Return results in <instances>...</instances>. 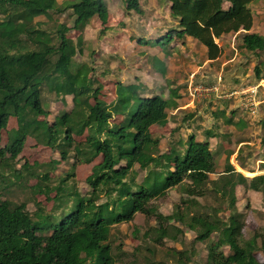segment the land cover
<instances>
[{
    "label": "trees",
    "instance_id": "trees-1",
    "mask_svg": "<svg viewBox=\"0 0 264 264\" xmlns=\"http://www.w3.org/2000/svg\"><path fill=\"white\" fill-rule=\"evenodd\" d=\"M124 1L128 10L143 13L140 0ZM168 1L177 27L157 39L159 45L192 36L207 47L209 59H216L222 53L217 39L244 30L243 47L252 52L264 51V35L252 30L254 14L250 4L257 0ZM67 9H73L70 26L59 22L49 32L35 21L39 15L48 17L50 11ZM0 13V138L11 116L18 122L9 133L6 146L0 148V164L7 158L15 160L29 136L58 148L62 159L68 158L71 147L82 162L102 157L88 177L90 194L72 193L73 204L63 215L38 207L33 216L25 202L14 203L0 197V264H115L109 241L112 227L133 220L137 213L155 215L158 244L165 238L178 240L184 233L173 220L194 230L195 241H206L218 232L206 264H264L256 255L257 251L264 255V229L243 240L244 215L236 206V187L248 185L261 190L264 174L245 176L228 159L224 173L213 181L231 209L226 219L209 213L188 214L179 207L171 214H163L152 205L153 199L186 179L190 181V195L202 194L215 169L214 154L209 141L197 140L194 134L186 140H176L169 151H161L160 139L151 134L150 128L167 121V99L160 95L142 96L139 85L119 82L115 102L107 103L99 96L102 85L95 87L90 76L92 65L77 64L73 69L76 55L83 50V39L79 35L75 41L69 32L82 31L95 15L106 23V0H75L62 5L57 0H0ZM28 43L36 48L29 49ZM254 71L261 79L258 65ZM44 85L58 96L71 95L73 101V108L56 115L51 123L39 118L50 113L42 101ZM115 115L123 116V120L112 123ZM85 131L83 142H76L75 136H82ZM59 161L50 163L55 166ZM30 168L27 161L22 165V171ZM144 169L146 175L138 181L137 175ZM48 177L49 173H43L39 181ZM41 186V182L37 183L40 191ZM53 189L57 206H62L69 193L61 184ZM45 192L49 198L51 190ZM221 246H227L230 253L219 250ZM175 255L178 264H188L191 259L186 250H177Z\"/></svg>",
    "mask_w": 264,
    "mask_h": 264
},
{
    "label": "rangeland",
    "instance_id": "rangeland-1",
    "mask_svg": "<svg viewBox=\"0 0 264 264\" xmlns=\"http://www.w3.org/2000/svg\"><path fill=\"white\" fill-rule=\"evenodd\" d=\"M140 3L144 12L138 14L134 10H129L132 13L128 15L129 19L124 23L121 22L123 17H119L121 12H117L116 8L119 6L121 8L120 11L122 9L125 10V7L123 8L125 1L110 0L112 15L113 18L115 17L112 23L116 25L121 22L118 26L113 27V31L110 32L112 36L110 40L115 47L128 42L130 35L134 38L137 32L148 29L151 34L158 36L164 32L165 28L170 30L177 27V20L171 15L169 16L170 9L167 0H140ZM250 7L256 19L255 30L253 31L264 35V0L252 2ZM70 12L71 10L65 12L51 11L48 17H37V25L49 32H53L59 22L67 23L70 26L73 24ZM1 17L2 14L0 13ZM163 17L164 19H162ZM133 23L134 26L129 31L125 30L126 24L131 25ZM78 33L77 30H73L69 32V36L76 39ZM107 42L109 44V41ZM217 42L218 44L222 43L223 52L226 51V54L217 59V61L207 65H205V55H202L199 51V44L195 46L194 55L190 54V49L194 45L191 42V48L187 49L190 56L184 55L185 52L179 54L182 57L179 60H183L184 64H179V61H176L177 69L175 67L174 74L176 76L174 75V82L177 84V81H182L179 86L187 88L189 86L188 82H186L188 76L198 70V66H203L196 73V76L200 78L196 81V84L210 87L217 83L220 92L224 90L232 95L227 99L228 101L225 102V105L230 112L233 111L237 116L243 117L248 122L247 128L239 132L235 137L236 139L237 137H244L250 143H243L238 148L237 144L233 142L234 137L230 133L224 129L216 131L217 133L213 136L216 139H214L212 145L215 169L210 173V181L203 186L202 194L190 195L187 191L190 181L186 179L184 183L169 188L165 195L152 200V205L163 214H171L179 207L180 211L182 210V212H187L188 214L209 213L226 219L231 209L225 198L214 187L213 181L220 178V175L224 173L228 161L227 156L235 170L245 176H250L251 178L254 175L264 174V51L252 52L246 50L242 44L241 34H226L217 39ZM153 43V45H157L161 49H166L168 45H159L157 39ZM229 44H232L234 48L230 46L229 49ZM28 48L35 49L36 46L33 43H28ZM82 48L81 53H78L75 57L76 64L73 65V69L76 68L77 64H91L93 70L90 76L96 82L95 87L98 84L102 85L99 96L107 103L114 101L117 82H123L125 74H128L126 64L123 62L116 63L114 57L109 62L105 61L100 55L101 46L84 45ZM232 57H235L233 62L223 64L225 59ZM256 65L261 69L263 77L261 80L256 77L254 71ZM212 67H215L212 72L220 73L218 74L217 82L212 74L207 73ZM256 86L258 87L256 88ZM227 87L230 89H226ZM254 89L255 92L253 93L252 90ZM162 91V88L160 90L154 85L149 89L145 87L140 92L142 94H153ZM42 100L45 108L50 113L46 117L40 116L39 118L46 119L50 123L53 122L56 115L69 111L72 106L71 95L58 96L50 91L47 85L42 88ZM218 100L217 98V102L220 103L221 101ZM215 104L217 103H211V110V106ZM249 106L256 107L254 114L251 113ZM112 120V123H120L123 120V116L115 115ZM17 126L16 117L11 116L7 128L1 131L0 148L6 146L9 133ZM168 126L169 124L163 127L164 129L159 128L157 125L151 127V132L154 136L162 137L159 146L161 151H166L169 147V140L165 138V132L167 131L168 133L169 131ZM187 133L188 130L185 127L181 128L179 132L177 130L174 132L171 139L186 138ZM85 136L86 134L75 136L76 142H83ZM101 158V156H98L91 162H82L78 160L74 149L71 147L68 158L62 159L58 148L47 146L34 137L29 136L22 152L15 160L7 158L0 164V197L14 203L25 202L27 209L33 216H35L38 207L44 208L46 212H54L56 216L63 215L73 204L74 196L71 195L72 193L75 194L76 192L84 196L90 194L92 188L88 183V177L92 174L93 167L101 161ZM52 160L60 161L54 166L50 163ZM26 161L32 166V169L30 168L29 170L33 171V174H30L28 169L22 171V165ZM43 173H49V177L39 181V177ZM69 174H72V176L68 177L63 183L62 180ZM145 175L146 170H140L137 180L142 181ZM39 182L42 184V191L37 189V183ZM59 184L65 188L69 195L64 196L62 206L58 207V201L55 200L56 191L53 188ZM46 189L51 190L48 195L49 198L45 192ZM236 196L237 210L243 213L245 221L243 240H247L255 232L264 229V186L261 190H253L248 185H238L236 187ZM100 201H105L104 193L101 194ZM171 222L178 228L183 229L184 233L179 235L178 240L165 238L160 244L155 241L156 232L154 228L158 226L155 215L148 216L143 213H137L133 220L114 225L109 241L113 247L115 264H178V257L175 255L177 250H186L189 253L191 259L188 264L208 263L209 248L217 241L218 232H214L206 241H195L197 233L194 230H191L180 221L173 220ZM148 232L149 234L147 235ZM260 243L261 240H259ZM219 250H223L225 254L230 253V249L227 246H221ZM256 255L259 260L264 261V255L261 251H257Z\"/></svg>",
    "mask_w": 264,
    "mask_h": 264
},
{
    "label": "crops",
    "instance_id": "crops-1",
    "mask_svg": "<svg viewBox=\"0 0 264 264\" xmlns=\"http://www.w3.org/2000/svg\"><path fill=\"white\" fill-rule=\"evenodd\" d=\"M57 1L59 4L62 5L66 2H74L75 0H57ZM106 4L108 7L107 22L103 23L98 17V15L93 16L85 25L84 29L82 31H78L79 33L76 39L78 38L79 35H81L83 39L82 47L84 45L94 46V47L101 46L102 49L100 50V55L105 61L109 62L114 57L116 63L123 62L124 64H126V70L128 74H125V79H123V82L121 81L119 82L125 85L137 84L140 86L141 90L145 87L149 89L151 88V86L154 85L158 87L160 90L162 88L163 91L158 93H153V94L152 93L142 94L141 92L140 93L142 96L145 97L160 95L163 98L167 99L169 102L168 107L166 108L167 121L164 123H156L152 125V126L157 125L159 128L164 129L163 127L169 124L168 126L169 131L168 133L167 131L165 132V138L169 140V147L167 148L166 151H169L171 146L170 144L176 141L173 138L171 139V136H173L176 130L177 132H179V130L184 127L188 130L186 138L178 137L176 138L177 140L178 139L186 140L190 134H194L197 140L209 141L211 145L210 147L211 150H212V145L214 143V139H216V137L213 136L217 133L216 131L223 129L226 130L228 133H230L232 137H234L233 142L237 144L238 148H240L243 145V143H250L244 137L242 138L237 137V139L235 137V135H237L239 132H242L247 128L248 122L246 119L244 120L243 117L237 116L236 113H234L233 111L230 112L229 108H227V106L225 105V102L228 101L227 99L232 96L230 93H226V91L224 90L220 92L219 90V92L216 93L205 94L203 97H194L192 95L191 82L192 80L198 81V79H200L199 77L196 76V73L200 71L201 70L200 67L203 66H198L199 69L192 72L188 76L186 82H188L189 86L187 88L186 87L183 88L182 86H179V84H181L182 81L179 82L177 81V84H175L174 82V75H175L174 71L177 69L175 65L176 61L177 62L179 61V64L182 63L184 64L183 60L182 61L179 60L181 57L179 56V54L185 52L184 55H189V56L190 54L194 55V51H196L195 46L199 44L200 45L199 51L201 52L202 55H205L206 58L205 65H207L217 61V59L221 58V56H224V54H226V51L223 52V48H222V53L218 58L209 59L207 56V47L204 44L200 43L197 39L193 38L192 36H186L185 38L182 39L175 38L174 40L175 42L171 41V43L167 45L166 49L163 48L161 49L157 45H153L154 44L153 42L155 39H159L163 35H165V33L168 31L166 28L164 29V32L162 34H159L158 36H154L146 28L147 30L145 31L137 32L134 38H132V35H130V37H128V42L115 47V45H113V42L110 40V38L112 37L110 35V32L113 31V27L118 26L121 22L124 23L125 21L127 22V20L129 19L128 15L131 14L132 12L127 10L126 4L125 6H123V8L125 7L124 8L125 10L122 9V11H120L121 8L117 6L116 8L117 12L119 13L121 12L119 14V17H123V18L121 22L114 25L112 23V20L115 17L113 18L112 15V7L110 5V0H106ZM170 4L171 3L169 2V9H170ZM67 10H71L70 13L72 15L73 9H67ZM170 15L172 16L171 11L169 10V16ZM39 16H45V15H39ZM37 17H35L36 22L38 21ZM172 17L175 18L174 16ZM72 18L74 19V16H72ZM162 19H164V17ZM255 23H256V19L254 18V24L252 30H255L254 29ZM132 26H134V23L131 25L126 24L125 30L129 31ZM243 32L244 30H241L235 33V35L241 34L242 36ZM73 39L76 41L75 38ZM107 41H109V44ZM191 42L194 43L192 49H190ZM219 45L222 47V43ZM230 46L233 45L229 44V49ZM187 49H190L191 52L190 54L188 53ZM148 50H150V52L147 53ZM234 60L235 57H232L230 59H225L223 61V64L233 62ZM212 69H215V67H212L207 73L212 74V76H214L215 81L217 82V79L219 78L218 74L220 73L212 72ZM119 82H117V84ZM117 84H116V97H117ZM226 89H230V88L227 87ZM217 98L219 99L218 101H221L220 103L217 102ZM115 100L110 103L115 102ZM212 102L217 104H215L214 106L212 105L211 106L212 110H211L210 105ZM72 108H73V101L69 111ZM248 108L250 109L252 114L255 113L256 107L249 106ZM117 116H121V115H117ZM150 132H151V128H150ZM84 134L87 135V132L85 131ZM155 137H158L161 142L162 137L160 136H155ZM227 158L229 159L228 156Z\"/></svg>",
    "mask_w": 264,
    "mask_h": 264
},
{
    "label": "built area",
    "instance_id": "built-area-1",
    "mask_svg": "<svg viewBox=\"0 0 264 264\" xmlns=\"http://www.w3.org/2000/svg\"><path fill=\"white\" fill-rule=\"evenodd\" d=\"M192 84V90H191V93L194 97H202L204 96L205 94H211V93H216V92H219V85H214V86H210V87H204L202 86L201 84H196V81L192 80L191 82ZM258 86H256L257 88ZM252 92L254 93L255 92V89L252 90Z\"/></svg>",
    "mask_w": 264,
    "mask_h": 264
}]
</instances>
